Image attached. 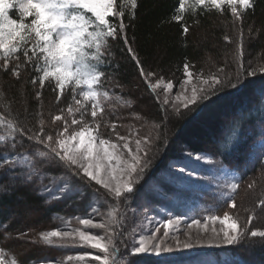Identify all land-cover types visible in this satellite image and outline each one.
Returning <instances> with one entry per match:
<instances>
[{"label": "trees", "instance_id": "obj_1", "mask_svg": "<svg viewBox=\"0 0 264 264\" xmlns=\"http://www.w3.org/2000/svg\"><path fill=\"white\" fill-rule=\"evenodd\" d=\"M194 2L136 0V7L132 8L129 0H115V9L125 15L107 17L115 25L125 23L130 46L139 57L144 71L156 74L149 78L153 82L161 77L165 82L181 85L188 78L184 72L185 65L193 73L191 77L201 81L198 96L212 90V77H218L222 82L215 85L219 91L209 99L198 100V106L189 105L195 111L179 107L180 112L186 114L175 116L173 107L162 103L164 96L157 89L153 93L148 88L123 40L109 41L110 55L106 56L105 64L101 66L105 75L101 77L99 87L101 91L107 90L110 98L103 101L104 110L98 112L96 118L101 136L115 142L113 125L116 132L125 136L139 135L150 140L159 136L150 153V167L133 186L131 199L120 204V223L114 229L118 252L124 254L136 243L134 232L143 222L146 212L155 208L168 209L171 207L169 199L190 200L192 197L189 199L188 188L195 187L194 190L201 193L196 192L200 196L197 210H208L220 217L227 213L234 219L238 217V223L248 227L238 245L215 251L209 258L223 264H264V238L250 235L253 230H264V210L260 207V202L264 201V0H249L254 7L238 5L237 13L243 14V19L233 15L226 3L216 8L206 0L205 4L192 8ZM185 26L187 33L183 31ZM241 45L244 51L242 62L236 58ZM25 49L32 56L31 41L21 45L20 51L8 63L9 69L19 65L18 77L4 69V60L0 58V116L32 131H38L42 123L45 133L55 135L63 129L65 120L70 131L79 127L71 124L73 114L68 112L69 106L78 107L74 103L75 98L84 104L81 108V111H86L84 120L95 127L91 117L92 102L82 101L79 88L73 90V86L69 85L61 90L51 77L45 80L43 87L38 82L33 83L34 79L39 81L42 72L36 69L41 68L43 63L37 61L36 56L28 60L23 55ZM240 63L246 70L255 68L257 74L243 75L240 86L232 88L229 82H236ZM205 80L209 83H204ZM118 96L120 99H116ZM216 108L225 109L222 117L210 128L203 117ZM56 115L62 119L55 121ZM74 115L80 119V112ZM154 124L160 127L155 128ZM230 131L231 135H227ZM0 135L8 136L4 125H0ZM32 143L25 138L26 146ZM223 145L232 147L225 150ZM185 154L212 160L211 166H200L197 173L218 175L224 169L236 173V191L226 199L219 193L214 196L207 194L203 198L202 187L196 186L195 181L180 178L181 173L175 171L183 167L195 174L196 163ZM46 171L60 173L62 169L56 167ZM0 179L6 187H11L6 174L0 173ZM51 179L48 177L45 183ZM84 183L87 184V181ZM250 184L252 187H249ZM82 190L83 195L48 203L45 199L50 195L41 196L27 187L16 186L10 192L0 194V248L21 264H42L46 258L58 260V256L63 255H59L61 252L54 245L43 244L40 239L43 231L59 229L62 218H68L69 225L75 228L78 218L91 216L94 212L93 220L101 222L107 219V212L116 203L94 181ZM94 193L99 195V199ZM233 201L235 208L230 206ZM249 217H252L250 223ZM97 230L99 234H104L103 229ZM20 233L27 235L21 236ZM120 233H123L122 238ZM121 239L123 242H119ZM131 259H139L141 264L184 263L176 257L155 259L138 254Z\"/></svg>", "mask_w": 264, "mask_h": 264}, {"label": "snow or ice", "instance_id": "obj_2", "mask_svg": "<svg viewBox=\"0 0 264 264\" xmlns=\"http://www.w3.org/2000/svg\"><path fill=\"white\" fill-rule=\"evenodd\" d=\"M206 0H195L192 8L205 4ZM209 5L219 8L222 3H226L232 9L233 15L238 19H243V14L237 13V6L243 5L245 8L254 7L250 5L249 0H208ZM115 0H0V58L4 60V69L11 72L13 76L20 75L19 65L9 69L8 63L13 59L21 49V45H26L31 41L32 56H36L37 61L43 60V68L37 67V71L42 72L39 81L33 80V83H39L43 87L45 80L49 77L54 78L56 87L64 89L66 85L71 84L73 90L81 89L80 95L83 100L91 101V117L95 127L84 120L86 111H81L83 105L81 100L75 99L74 103L78 106L75 109L68 107L69 114H73L72 125L79 127L69 130V124L65 120L61 131L55 135L45 133L43 124L38 131H32L23 126H19L14 120L0 116V125H4L8 130V136L0 135V173L6 174L9 178L6 187L5 183L0 179V194L10 192L13 187H27L41 196L53 193L47 196L45 203L51 200H60L65 197L74 195H83L82 189L87 188V184L93 181L95 185H99L105 190L108 196L115 199L116 203L112 209L107 212V219L101 222H94L91 216L78 218L79 225L84 229L96 228L103 229L104 234H93L80 228H71L70 230H50L43 231L40 239L44 245L59 244L61 247H90L95 249L97 253L92 255H67V260H56L45 262V264H67V262L75 261L77 264H141V260H133L131 257L139 253H148L149 246L151 251L157 255L161 253L159 243L152 244L155 239L154 232L160 231L157 225L153 233L148 237L139 236L138 243H134L130 250L124 254L118 252V238L114 234V229L119 225L118 212L121 203H127L131 199L133 186L143 178L146 169L151 165L150 153L156 140L149 138H141L139 135L133 140L131 136L121 135L116 132L113 125V132L116 136V142L105 139L99 132L100 124L96 122L98 112H103V101L110 98L107 90L101 91V77L105 75L102 65L105 64V58L110 55L109 41L123 40L127 46V52L139 68L140 75L145 78L148 88L155 93L157 88H162L164 93V105L169 104L167 97L168 92L173 88L171 82H165L161 77H157L153 82L150 77L156 76L153 72H146L136 55L134 49L130 46V41L125 31L126 25L120 22H110L107 17L120 16L123 17V11L116 10L114 7ZM132 8L136 7V0H129ZM183 7V5H182ZM15 10L19 13V18H13L10 12ZM26 18H31L30 22H26ZM183 31L187 33V26ZM39 53V55H37ZM23 55L31 60L29 50L25 49ZM244 57L243 45L237 51V60L241 61ZM264 70V69H262ZM184 72L186 76L191 77L192 72L189 66L185 65ZM255 76L257 71L255 68L251 70L244 69L243 63H240L236 74V82L230 83V87L237 88L241 84L243 75ZM188 80L182 82L187 84ZM204 83H209L205 80ZM222 82L218 77H212L209 92L198 96L197 90H193L190 99L183 100V107L189 112L195 111L189 108V105H197L198 100L204 101L219 91L215 85ZM203 91V90H201ZM264 92V88H262ZM39 96V93H37ZM158 96V94H157ZM120 99V97H116ZM177 99H180L178 96ZM59 100V96L57 97ZM175 116H182L177 105H172ZM80 112L78 120L74 113ZM167 114V109H165ZM62 117L56 115L55 121H60ZM153 127H160L154 124ZM231 135V131L229 134ZM227 135L225 139H227ZM10 137V139H9ZM25 138L28 142H33L26 146ZM104 145L112 151L102 150ZM134 145V146H133ZM94 146L96 148L95 156L93 155ZM225 150H229L231 145H223ZM23 150V151H22ZM197 161L202 159L201 156H195ZM114 161V163H113ZM211 163V161H209ZM101 164L104 166V174L100 175ZM59 167L62 169L60 173L47 172L48 168ZM181 173L188 171L181 167ZM191 171L188 176L191 177ZM48 177H52L49 183H45ZM57 178L60 181L59 186L53 189L52 185L57 184ZM73 178H76L75 180ZM79 181V183L77 182ZM87 181V184L84 182ZM42 185L36 187V185ZM232 190L238 185L233 183ZM249 187H252L250 184ZM99 190H97L98 193ZM97 199H99V195ZM107 203V201H106ZM236 207L233 201L230 205ZM260 207L264 210V201L260 202ZM206 219L213 223L219 221L221 225L231 221V233L223 232V239L218 240L216 246L221 243L233 245L240 242V237L248 231L247 225H240L238 217L225 213L221 218L218 215H209ZM252 217H249V223ZM163 223V222H161ZM179 220L169 219L167 223H163L165 231L163 235H169V229L173 225H178ZM193 223L199 225L200 220H194ZM191 227V224H189ZM242 229V230H241ZM21 236L27 233H20ZM251 237L264 238V230L250 232ZM123 237V233H120ZM119 242H123L122 239ZM184 248L191 247L185 243ZM163 251H171L165 248ZM102 254V255H101ZM127 258V259H126ZM0 264H6V254L4 249L0 248ZM7 264H21L15 257Z\"/></svg>", "mask_w": 264, "mask_h": 264}, {"label": "rangeland", "instance_id": "obj_3", "mask_svg": "<svg viewBox=\"0 0 264 264\" xmlns=\"http://www.w3.org/2000/svg\"><path fill=\"white\" fill-rule=\"evenodd\" d=\"M14 13V14H12ZM10 15L13 16V18L17 17L19 18V13L15 10H12L10 12ZM31 18H26V22H30ZM41 64L43 63V60H40ZM41 68H43V64L41 65ZM52 78V77H51ZM54 79V78H53ZM188 83L175 86L173 84V88L168 92L167 97L169 100V105H177L181 108H183V100L184 99H190L193 90H197V93L199 92V84L201 85V81L196 79H193V77L187 78ZM167 83V82H166ZM71 85V84H69ZM66 85L65 87L69 86ZM63 90V89H61ZM81 91V89H80ZM157 91L159 94H162L164 96V93L162 91V88H157ZM81 96V95H80ZM180 97V99H177V97ZM82 97V96H81ZM165 98V96L163 97ZM83 102V98H81ZM84 105V104H83ZM218 109V110H216ZM211 110L210 112L206 113L203 117L207 125L209 127H213V124L222 117V111L225 109H219L216 108ZM226 109H229L226 107ZM133 140L136 137H131ZM145 138V137H141ZM116 142V141H115ZM134 146V145H133ZM102 150L112 151L108 145H104ZM96 148L94 146L93 149V155L95 156ZM189 155L192 162L196 163L195 165V174H192L191 177L188 176V172L181 173L179 169H175L177 173H181L182 179L189 180L191 182H196V186L202 187V192L204 196L206 197L207 194L211 195H222L223 199H226L231 196L233 192L236 191L231 189V185L233 183L237 184L238 175L229 169H224L223 171H220L218 175H208L206 173H197L200 166H211L212 160L208 157H202L200 161H197L195 159L194 155L191 154H185ZM211 161V163H209ZM114 163V161H113ZM104 174V166L101 164L100 167V175L103 176ZM60 181L57 180V184L52 185L54 191L59 186ZM238 185V184H237ZM195 187L188 188V195L189 199H185L182 201H173L172 199H169L168 201L171 203V207H168V209L165 207L164 209H152L151 212H146L143 222H141L140 225L135 229L134 232V238L135 242L138 243L139 236L148 237L150 233L154 232V229L157 225L160 226L159 232H154L155 239L151 241L152 244L159 243L161 248V253L157 255L155 252L151 251L149 246V252L148 253H139L138 255H145L149 256L155 259L161 258H181L182 260H179L184 262L182 264H223V262H216L211 257V254L215 251L222 250L231 246H236L238 243H234L233 245H226L221 243L219 246H216V243L218 240L223 239V232L229 231L231 233V221L226 222L225 224L221 225L219 221H216L213 223L211 220L206 219L209 215H213L212 212H208L203 210H197L198 206L200 204V196L196 194V190H194ZM187 191V190H185ZM190 191V192H189ZM204 191H210L211 193H204ZM199 193V192H197ZM201 194V193H199ZM48 195H53V193H48ZM189 201V202H188ZM202 207V206H201ZM174 208V212H172V209ZM96 211V210H94ZM180 211V212H179ZM95 212L91 214V217L94 216ZM215 215V214H214ZM222 218V217H221ZM171 220H179L180 223L178 225H173L169 229V235L165 237L163 235V232L165 231L163 227V223H167V221ZM194 220H200L201 223L199 225L193 223ZM95 222V221H94ZM163 222V223H161ZM189 224H191V227H189ZM71 228H74V226L69 225L68 218H62L60 228L61 230H70ZM75 228H80L81 230L88 231L93 234H99V231L96 228H88L84 229L82 225H79V223L76 225ZM185 243H188L191 245L189 248H184L183 245ZM55 248H58L60 250L58 256L59 259L66 261L67 255H92V254H100L97 253L95 249H92L90 247H61L59 244H54ZM165 248H170L171 251H163ZM6 254V264L7 261H10L13 256L9 255L7 252ZM54 254V253H53ZM102 255V254H101ZM50 261H56L55 259L46 258L42 260V264H45V262ZM186 261V262H185ZM175 263V262H174ZM67 264H77L75 261L67 262ZM80 264H83V262H80ZM91 264H98V262H91Z\"/></svg>", "mask_w": 264, "mask_h": 264}]
</instances>
